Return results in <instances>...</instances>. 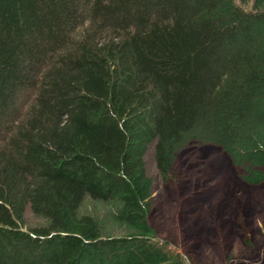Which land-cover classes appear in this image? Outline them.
<instances>
[{
	"label": "trees",
	"instance_id": "trees-1",
	"mask_svg": "<svg viewBox=\"0 0 264 264\" xmlns=\"http://www.w3.org/2000/svg\"><path fill=\"white\" fill-rule=\"evenodd\" d=\"M189 144L264 180V0H0V264H185L144 159Z\"/></svg>",
	"mask_w": 264,
	"mask_h": 264
},
{
	"label": "rangeland",
	"instance_id": "rangeland-1",
	"mask_svg": "<svg viewBox=\"0 0 264 264\" xmlns=\"http://www.w3.org/2000/svg\"><path fill=\"white\" fill-rule=\"evenodd\" d=\"M252 141L259 148L263 145ZM239 148L254 150L246 141ZM144 160L152 180L149 223L156 238L178 252L185 264H264V180L257 186L245 183L242 164L234 166L212 145L185 147L166 180L152 148ZM115 209L114 203L86 198L80 210L107 232L122 234L112 220ZM27 219L30 225L41 223L36 217Z\"/></svg>",
	"mask_w": 264,
	"mask_h": 264
}]
</instances>
